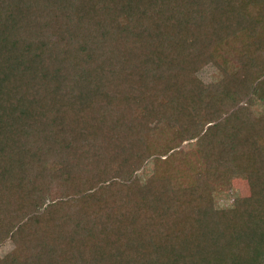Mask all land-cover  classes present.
Masks as SVG:
<instances>
[{
  "label": "trees",
  "instance_id": "trees-1",
  "mask_svg": "<svg viewBox=\"0 0 264 264\" xmlns=\"http://www.w3.org/2000/svg\"><path fill=\"white\" fill-rule=\"evenodd\" d=\"M258 105L264 0H0V264H264Z\"/></svg>",
  "mask_w": 264,
  "mask_h": 264
},
{
  "label": "rangeland",
  "instance_id": "rangeland-1",
  "mask_svg": "<svg viewBox=\"0 0 264 264\" xmlns=\"http://www.w3.org/2000/svg\"><path fill=\"white\" fill-rule=\"evenodd\" d=\"M216 68L209 64L198 72V76L205 83H210L216 77ZM256 111H264L262 105H258L254 108ZM154 161L153 158L149 159L145 165L136 173V175L142 180L145 181L150 174L153 173ZM231 188L226 193H219L216 196V201L219 206L230 205L236 197H248L250 195V188L246 179L239 176H234L230 179ZM15 248L13 241L5 239L0 243V258H5L9 255Z\"/></svg>",
  "mask_w": 264,
  "mask_h": 264
}]
</instances>
